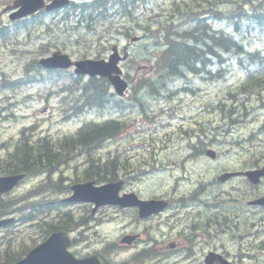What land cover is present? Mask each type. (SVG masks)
Wrapping results in <instances>:
<instances>
[{
    "label": "rangeland",
    "instance_id": "rangeland-1",
    "mask_svg": "<svg viewBox=\"0 0 264 264\" xmlns=\"http://www.w3.org/2000/svg\"><path fill=\"white\" fill-rule=\"evenodd\" d=\"M11 1L0 0L1 26L7 27L6 36L0 38V155H4L7 151V142L15 140L20 130L24 127H31L34 135L48 134L56 137L73 132L87 119L92 117L102 119L106 117V115L98 116L93 113L73 114V116L65 117L64 113L71 109L74 97L70 96L69 88L60 94L53 93L60 88L62 82L57 84L35 83L4 89L1 85L5 82V78L13 80L22 77L25 73L24 66L27 62L33 58L38 59L56 49L69 53L73 58H78L79 53L82 52H93V55L88 57H94L97 37L103 39L102 41L107 46V49L101 51L99 55L102 57L106 56L112 44L115 43L121 46L128 42L129 36L124 33L125 26L132 27L130 35H143V26H138L137 24H144V20L147 18H152L153 20L160 18L161 12L165 11L172 2V0H147L146 2H140L133 7L131 16L114 17L109 21H105L104 25L97 24L94 29L88 30L77 25L73 11L67 9L42 14L40 16L41 21L38 23L27 26L22 24L15 26L9 23L7 14L2 13L4 6L11 3ZM217 2L218 8L222 10L229 9L234 5L232 2H224L223 0ZM238 2L249 9L260 2L261 6H264V0H238ZM213 25L217 28L223 27L230 30L224 22H214ZM90 39H94V45L87 43ZM148 42L151 41L147 40V38H141L129 46L133 60L126 67L133 80L137 77V68L141 70L137 65L139 63L151 64L152 57L157 52V48L145 46ZM251 48H258L264 54V38L262 40H254ZM147 68L145 66L143 70ZM186 78L170 79L167 84L169 91L176 86H182L187 83L192 87H197L194 92H177L173 95V92L170 91L172 94L169 96L167 95L168 93H164L160 99L151 100L146 108V113L152 116L151 120H148L138 110L130 111V114L124 117L128 123L126 134L124 136L120 134L113 139L107 140L98 148L97 151L101 160H104L105 157H112L117 151L126 152L128 149H189L194 140L176 139L168 143V139L164 138L162 134L170 131V127L176 126L179 121L173 118L169 119L168 123V119L162 111H164V108L168 109L175 106L177 108L175 113L183 116L186 122L188 113L191 110H195V107L198 106L197 104L202 102H208L211 108L215 107L220 111L219 114V111L210 109L209 114L211 126H216L217 124L220 126L219 136L215 138L216 142L214 143L216 146L214 149L231 151L230 153L221 154V162L215 166V170L219 167H238L241 165L242 158L248 155L250 151H253L258 156V150L264 148V86L261 90L263 99L259 101L257 99L256 101L250 100L251 97L248 101L243 100L251 93L246 96L238 94L237 98L242 99L241 102L246 108L239 110L236 112L237 114L231 113L230 115L225 108L227 103L228 105L231 103V100H226L227 91L231 89V86L238 84L243 79V74L240 70L233 65L226 71V76L220 79L208 80L203 78L202 80L200 76L194 75H188L187 79L189 80H186ZM63 81L67 82L68 80L64 79ZM62 95H67V97H62ZM241 102L237 100L236 105L241 104ZM221 107H223V110ZM159 119L163 122L162 127L155 124ZM230 119L239 120L229 125ZM212 142L211 140L210 144ZM55 143L57 144V141ZM247 151L248 153H246ZM69 152L68 156L65 154L58 157L59 162L67 164L62 167L59 173V175L64 176L65 182L59 179L58 173H55L54 177L50 179L49 191L29 196L28 193L38 185V182L43 179L44 181L46 180L44 173H36L31 177H27L12 193L4 197L6 200L12 199L13 202H16V207H20L17 209V216L21 217L24 214L34 215L37 222L31 220L23 221V223H18L10 230H0L1 250L8 245L13 248H19L31 246L34 242L38 243L43 235V232L38 230L42 219L62 217L61 214L63 212L72 215V217H83L82 221L85 225L73 230L77 239L83 241L77 245L82 254L99 251L106 242H116L125 230H138L141 227V224L127 225L128 219L123 215L122 211L109 206H104L97 213L91 215L88 211H85V205L64 204L62 202L58 205L54 203L56 199L59 200L67 194L65 192L67 188L63 189L66 183L71 184L77 178L82 177L81 172L78 173L83 168L82 159L72 158L73 161L69 162L75 151ZM116 154L118 156L122 155V153ZM167 180V174L161 171L156 175L145 176L141 180L133 182L130 186L139 189L143 194H149L163 190L165 187L163 183L168 182ZM237 182L234 179L231 184L222 187L225 192L221 200L227 211L229 206L232 207L234 205V197L238 194L237 191L240 187L236 189ZM241 185L240 193L245 191L246 195H248L249 192H252L245 184ZM257 188L264 191V180L258 184ZM56 189H60V191H52ZM217 189L218 187L210 189L211 196L216 193ZM50 199L52 203H49L48 207L44 203ZM31 201H37V204L32 206L28 203ZM241 210H243L242 207ZM258 214L262 213L258 212ZM256 218L258 223L264 227V217ZM8 232H11V235H7ZM226 234L233 236L232 241H237L236 236L239 233L229 231ZM244 239L246 237L243 238V241ZM258 239L262 242L257 249V263L253 264H264V233ZM233 247H235V244ZM125 254L126 252L119 248L117 253L110 256L115 261H121Z\"/></svg>",
    "mask_w": 264,
    "mask_h": 264
},
{
    "label": "flooded vegetation",
    "instance_id": "flooded-vegetation-1",
    "mask_svg": "<svg viewBox=\"0 0 264 264\" xmlns=\"http://www.w3.org/2000/svg\"><path fill=\"white\" fill-rule=\"evenodd\" d=\"M197 105L188 115L187 128L181 130L188 139H195L189 150L127 151L126 162L131 163L132 172L127 165L128 170L123 173L125 192H135L143 199L164 200L166 206L144 218H138L135 207L123 210L125 217L133 216L142 223V228L137 240L129 245H122L127 251L122 264L257 263L258 237L264 233V227L258 223L256 217H264V205H251L248 201L263 196L264 191L258 189V185L249 183L243 174L250 168H256L257 164L253 163L256 167H250L242 161L238 167H219L215 170V166L221 162L219 154L231 151L216 150L214 158L208 156L206 149L210 146L209 137L212 135L214 143L220 133V126H211L209 117L210 109L216 111L217 108H211L208 102ZM213 121L215 122L214 118ZM202 143L207 144L204 147ZM86 149L92 155L95 153L93 145ZM58 164L59 162L52 168ZM112 169L119 172L122 168L117 163H112ZM143 170L145 173L141 175ZM164 170L170 172L171 181L163 183V190L143 194L139 189L130 186L145 174ZM212 170L214 175L210 177ZM226 170L241 172L234 178L238 181L236 189L240 188L234 197L231 213H226L221 204L209 197L211 186L220 187L232 182L231 178L224 182L216 181V174ZM47 177L49 181V175ZM241 184H245L252 192L248 195L245 191L240 193ZM242 196L248 198L241 199ZM229 231L239 233L236 236L238 242L232 241L233 236L226 234ZM244 237L246 239L243 241ZM130 249H133L131 255ZM109 262L116 264L117 261L110 258Z\"/></svg>",
    "mask_w": 264,
    "mask_h": 264
},
{
    "label": "trees",
    "instance_id": "trees-1",
    "mask_svg": "<svg viewBox=\"0 0 264 264\" xmlns=\"http://www.w3.org/2000/svg\"><path fill=\"white\" fill-rule=\"evenodd\" d=\"M135 1L140 0H115V6H111L114 12L106 6L107 1L92 0L80 2L72 6L76 13L77 21L85 28H93V19L100 20L111 16H125L132 13ZM145 1V0H141ZM202 0H174L165 10L163 16L154 21L145 22L149 30L146 35L152 44L145 46L161 45L153 58V77L145 78L142 84L149 86L151 91L157 86H164L165 81L172 78L185 77L189 73L209 72V78L224 77L230 66H235L245 74L239 87L227 93L226 110L245 109L238 94L246 96L245 101H259L263 99L261 94L264 86V54L251 46L254 40H262L264 36V6L261 2L246 8L238 0H223L234 5L229 9H218L217 1H207V9ZM200 2V3H198ZM78 7V8H76ZM101 9L100 11H96ZM207 18L226 23L230 30H218L207 22ZM151 23L155 27L151 28ZM145 28V27H144ZM37 66V65H36ZM215 70V71H214ZM253 72H259L255 74ZM103 80H93V91L98 97L103 93L101 85ZM236 98V99H235ZM239 100L242 106L236 104ZM244 102V101H243ZM245 103V102H244ZM116 121H104L85 126L73 140H64L59 144H50L44 141L38 143L31 137L32 133L21 131L22 138L15 149L4 160L7 166H13L15 172H38L51 169L58 163V155L55 151H67L72 148L91 147L98 145L107 137L112 136L118 129ZM43 140V139H40ZM34 142V143H29ZM10 166V167H11ZM107 169V170H106ZM111 171L106 164L98 165L93 161V179L101 181L103 178H111ZM58 223V222H57ZM55 227L54 223L48 224ZM15 259L10 258L0 261V264L8 263Z\"/></svg>",
    "mask_w": 264,
    "mask_h": 264
},
{
    "label": "water",
    "instance_id": "water-1",
    "mask_svg": "<svg viewBox=\"0 0 264 264\" xmlns=\"http://www.w3.org/2000/svg\"><path fill=\"white\" fill-rule=\"evenodd\" d=\"M15 5L19 6L18 10L11 15V18H19L21 16L30 14L43 6V0H17ZM67 0H53V2L46 6L50 9L62 4H65ZM116 52L110 55L109 61L104 62L103 60H82L77 61L76 72H88V73H109L110 71L119 72L115 64L118 60ZM44 66L50 67H67L71 64L67 55H59L57 53L52 56L40 60ZM113 83L117 86L118 92L122 93V88L124 84L121 83L119 76H109ZM234 174V173H233ZM264 174V169L259 171H250L246 175L252 179L257 180L260 175ZM231 174L226 173L220 176L221 180L229 177ZM21 175L3 177L0 178V192L10 188L15 184ZM74 190V195L70 200H96L97 203L100 202H118L114 197V190L110 191L109 185H104L101 187H93L90 183L82 185L72 186ZM122 200H119L121 202ZM259 204H264V197L255 201ZM151 204V202L149 203ZM147 206L146 204L142 207ZM2 222H0L1 224ZM69 240L64 231H59L51 234L49 238L44 241L41 245L37 246L31 250L27 256L14 264H101L98 258L88 257L84 259H75L74 256L66 250V246L69 244Z\"/></svg>",
    "mask_w": 264,
    "mask_h": 264
},
{
    "label": "bare ground",
    "instance_id": "bare-ground-1",
    "mask_svg": "<svg viewBox=\"0 0 264 264\" xmlns=\"http://www.w3.org/2000/svg\"><path fill=\"white\" fill-rule=\"evenodd\" d=\"M160 43V42H159ZM158 43V44H159ZM149 44H152V42H148L147 44H145V45H149ZM156 45L155 47L158 49L161 45ZM149 47V46H148ZM151 48H152V46H150ZM149 47V48H150ZM192 75H194V76H197V77H201V73L200 72H197V73H194V72H192L191 73ZM209 72H204L203 73V77L202 78H206V77H208L209 78ZM217 78H220V77H216V78H211V79H217ZM210 79V78H209ZM229 113H230V115H231V113H234V114H237L236 113V111L234 110V109H231V110H229ZM108 139V137L105 139V140H103L101 143H99L98 145H96V144H94L93 145V151H95V153L93 154V159H96V154H98V148H100L103 144H104V142L106 141ZM212 140V139H211ZM58 166V165H57ZM57 166H55L54 168H49V169H47V170H41V171H38V172H24L25 174H26V176L27 177H31L32 175H34V174H41V173H45L46 174V172H48V173H52V172H54L55 170H56V168H57ZM47 176L49 175V177H50V179H51V174H46ZM50 179H49V181H47V183L45 184V185H43V187H47V185H49L50 184Z\"/></svg>",
    "mask_w": 264,
    "mask_h": 264
}]
</instances>
